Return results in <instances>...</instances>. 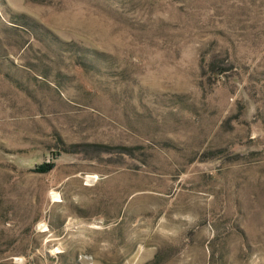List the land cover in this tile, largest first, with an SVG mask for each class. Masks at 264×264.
Returning a JSON list of instances; mask_svg holds the SVG:
<instances>
[{"label":"rangeland","instance_id":"374dc122","mask_svg":"<svg viewBox=\"0 0 264 264\" xmlns=\"http://www.w3.org/2000/svg\"><path fill=\"white\" fill-rule=\"evenodd\" d=\"M0 264H264V0H0Z\"/></svg>","mask_w":264,"mask_h":264}]
</instances>
